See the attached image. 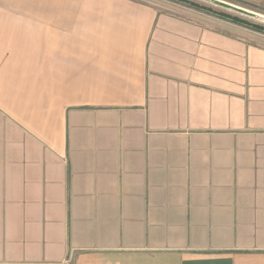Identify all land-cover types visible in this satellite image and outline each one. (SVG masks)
<instances>
[{
  "label": "crops",
  "instance_id": "1",
  "mask_svg": "<svg viewBox=\"0 0 264 264\" xmlns=\"http://www.w3.org/2000/svg\"><path fill=\"white\" fill-rule=\"evenodd\" d=\"M0 264H264V34L0 0Z\"/></svg>",
  "mask_w": 264,
  "mask_h": 264
},
{
  "label": "rangeland",
  "instance_id": "2",
  "mask_svg": "<svg viewBox=\"0 0 264 264\" xmlns=\"http://www.w3.org/2000/svg\"><path fill=\"white\" fill-rule=\"evenodd\" d=\"M149 4L159 12L180 16L185 12L195 11L213 17L214 13L225 14L231 18L244 20L249 24L264 26V0H135ZM191 4H196L205 10H198ZM248 12V14H247ZM251 12V13H250ZM256 14V15H255ZM258 15V16H257ZM219 18V17H217ZM238 25V24H236ZM241 26V25H240ZM247 28L246 26H243ZM249 29V28H247Z\"/></svg>",
  "mask_w": 264,
  "mask_h": 264
},
{
  "label": "trees",
  "instance_id": "3",
  "mask_svg": "<svg viewBox=\"0 0 264 264\" xmlns=\"http://www.w3.org/2000/svg\"><path fill=\"white\" fill-rule=\"evenodd\" d=\"M191 5L198 10H205L206 11V9H204L200 6H197L196 4H191ZM214 14H215V16L219 17L220 19L227 20L233 24L246 26L247 28H249L250 30H252L254 32L264 34V26L257 25V24H249V23L245 22L244 20H241L238 18H231L225 14H218V15L216 13H214Z\"/></svg>",
  "mask_w": 264,
  "mask_h": 264
},
{
  "label": "bare ground",
  "instance_id": "4",
  "mask_svg": "<svg viewBox=\"0 0 264 264\" xmlns=\"http://www.w3.org/2000/svg\"><path fill=\"white\" fill-rule=\"evenodd\" d=\"M251 13V12H250ZM256 15V14H255ZM258 16V15H257ZM259 17H261V18H263L264 19V17H262V16H259Z\"/></svg>",
  "mask_w": 264,
  "mask_h": 264
},
{
  "label": "water",
  "instance_id": "5",
  "mask_svg": "<svg viewBox=\"0 0 264 264\" xmlns=\"http://www.w3.org/2000/svg\"><path fill=\"white\" fill-rule=\"evenodd\" d=\"M247 14H248V12H247Z\"/></svg>",
  "mask_w": 264,
  "mask_h": 264
}]
</instances>
